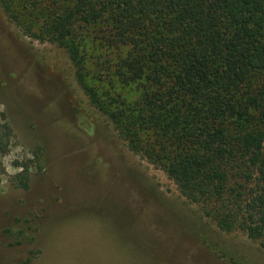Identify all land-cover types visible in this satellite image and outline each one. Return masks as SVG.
I'll list each match as a JSON object with an SVG mask.
<instances>
[{"label": "trees", "instance_id": "1", "mask_svg": "<svg viewBox=\"0 0 264 264\" xmlns=\"http://www.w3.org/2000/svg\"><path fill=\"white\" fill-rule=\"evenodd\" d=\"M44 1L16 10L1 0L25 35L65 48L77 83L132 151L219 229L264 247V0ZM104 82L137 96L127 100ZM10 134L0 122V154ZM21 167L11 181L28 189Z\"/></svg>", "mask_w": 264, "mask_h": 264}, {"label": "rangeland", "instance_id": "2", "mask_svg": "<svg viewBox=\"0 0 264 264\" xmlns=\"http://www.w3.org/2000/svg\"><path fill=\"white\" fill-rule=\"evenodd\" d=\"M87 69L97 77L93 63ZM0 113L11 131L0 154V264H264L262 241L219 229L132 151L77 83L65 48L25 35L1 0ZM21 163L28 189L11 181Z\"/></svg>", "mask_w": 264, "mask_h": 264}]
</instances>
